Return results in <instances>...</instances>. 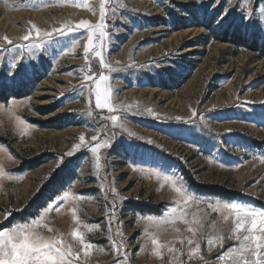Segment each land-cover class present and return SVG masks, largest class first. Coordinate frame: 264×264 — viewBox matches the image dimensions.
Instances as JSON below:
<instances>
[{
  "label": "rangeland",
  "instance_id": "374dc122",
  "mask_svg": "<svg viewBox=\"0 0 264 264\" xmlns=\"http://www.w3.org/2000/svg\"><path fill=\"white\" fill-rule=\"evenodd\" d=\"M104 2L108 35L95 32L93 47L110 69L92 52L85 60L87 29L43 38L80 21L99 23L102 0H0V167L7 173L0 176V231L43 213L39 224L47 227L35 230L80 252L75 264H233L218 258L240 244L234 214L222 204L264 210V52L249 47L255 40L264 46V0ZM234 34L249 46L226 39ZM101 73L109 77L101 87L110 85L120 106L113 112L95 105ZM112 115L120 118L115 125ZM80 135L84 143L67 157ZM36 160L42 164L18 170ZM189 176L243 197L198 192ZM172 177L193 199L184 201ZM39 194L25 220L4 227ZM73 230L93 245L88 256ZM153 239L177 251L162 248L158 257Z\"/></svg>",
  "mask_w": 264,
  "mask_h": 264
},
{
  "label": "snow or ice",
  "instance_id": "6c2138e0",
  "mask_svg": "<svg viewBox=\"0 0 264 264\" xmlns=\"http://www.w3.org/2000/svg\"><path fill=\"white\" fill-rule=\"evenodd\" d=\"M106 13H105V2L102 0L100 5V22L92 25L88 21H80L75 25V27L68 26L67 28H59L53 29L52 31H45L43 33V38H46L48 41H52L54 34L59 35L61 37L67 36L70 33H75L79 29L84 28L88 30V38L87 44L84 47L85 60L88 59L89 52L95 57H100V63L103 68L110 69L111 66L104 62V58L102 56L101 51L96 50L93 47V34L95 32H99V36L101 40L108 35L105 31L106 24ZM35 28V25H33ZM36 36L41 37L40 29L36 28ZM31 37V32L22 37L23 40L28 41ZM4 40L7 41L8 44H12V41L5 36ZM43 41L41 40V43ZM75 47V43L73 45ZM103 45L101 44V47ZM13 67H18V65H13ZM91 70H89V74L85 75V80L91 79L90 75ZM109 77L101 73L99 75V79L95 82V105L98 109H108L109 112L115 111L119 108V105H113L112 100V88L111 86L101 87L102 82H107ZM85 84H81V87H84ZM149 113L152 115H156L152 112L151 109H147ZM91 114V113H89ZM193 116L197 115L195 111L192 113ZM113 124L115 125L119 121V117L116 115H112L109 117ZM179 119V117H177ZM192 122V121H189ZM123 127V125H120ZM129 131V135H135V133ZM231 131V129H229ZM92 141H97L98 137L93 136ZM111 139V137L109 138ZM80 144H76L73 146V150L66 153L67 157H71L74 154V151L79 150L81 145L85 141V136H79ZM108 145V141H105L104 144H95L91 151L93 153H98V149ZM99 155L96 156V160L99 161ZM61 163H63V157L61 158ZM99 165L97 164V167ZM7 173L0 167V176H4ZM165 179H170L168 176H165ZM173 180V186L175 187V191L180 193L183 197L184 201L187 202L193 197L188 193L187 189H183L181 187L175 186L177 181L174 177L171 178ZM115 191V189H113ZM69 196V192H64L61 200L67 198ZM53 205H49L43 209V212H48ZM209 207H212L209 205ZM221 208L220 202H217L216 207L213 209L214 211H219ZM222 208L227 210L229 213L234 214L233 224L231 232L235 234V240L239 241V248H229L226 252H223L219 255V259L223 260L225 257H230L233 259V264H264V210H255L248 208L246 205H242L236 202H225L222 204ZM56 210L59 211V207H56ZM75 212V209H73ZM10 214V213H9ZM7 219V216L5 217ZM43 219V213L37 218L32 220L31 224L24 225H14L11 229H6L0 231V264H75L76 260H78L81 256L80 252H73L71 247H64L63 241L59 239H54L51 237H44L40 235V233L35 230L36 227H44L46 225H40L39 220ZM155 220V218H152ZM224 221H227L229 217L227 215L222 218ZM187 222V221H186ZM199 227L203 228L205 225L201 224L199 221H196ZM50 230V229H49ZM178 231V230H177ZM188 231L192 232L195 235L196 229L189 228ZM71 235L75 238H78L80 244L82 246V251L84 256L89 255V250L93 247L91 243H85L84 235L79 230H73ZM232 235L230 234L228 239H231ZM219 239H224L220 237ZM153 245L156 247L153 249L156 256L162 257L163 253L161 251L162 248H167L169 253L176 252L177 249L174 247L168 246L167 243L161 244L158 239L152 240ZM180 243L183 244L184 240H180ZM187 243L189 245L193 244L192 239H188ZM214 240L208 239L207 244L213 245ZM221 247L223 245L221 244ZM200 249V245L197 243L194 248H192L188 252L189 258H191L194 254H196ZM118 251V249H116ZM233 253L235 255L233 256ZM251 257V259H249Z\"/></svg>",
  "mask_w": 264,
  "mask_h": 264
},
{
  "label": "trees",
  "instance_id": "16d2710c",
  "mask_svg": "<svg viewBox=\"0 0 264 264\" xmlns=\"http://www.w3.org/2000/svg\"><path fill=\"white\" fill-rule=\"evenodd\" d=\"M227 35L228 34H226V36ZM227 37H226V39L230 40L236 46H241V45L246 46V45H248L246 40L242 39V37L240 35L234 34L230 38H227ZM249 47L251 49H253L254 51L261 50V52H264V46L262 48H260L257 40H255ZM3 97H4V100H8V95H6L5 93H3ZM40 164H42L41 160L24 161L23 164L21 165V167L18 170L19 171H25V170H28V169H33V168L39 166ZM189 181H190V185L196 191L204 193V194L215 195V196L224 197V198H227V199H237V198H242L243 197V195L241 193L236 192V191H231V190L226 189V188L217 187V186H205V185H202V184L198 183L192 176H189ZM40 202H41V194H39V196H37V198L33 202H31L30 206L24 212L16 214L12 218H10V220L8 221L7 224L4 225V227H8L16 219H18L20 221L21 220H25L26 219V215L31 213L32 207H36L35 205H40L39 204Z\"/></svg>",
  "mask_w": 264,
  "mask_h": 264
}]
</instances>
